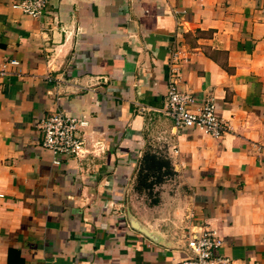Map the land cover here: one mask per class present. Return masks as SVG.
<instances>
[{"label":"crops","instance_id":"0c3cea01","mask_svg":"<svg viewBox=\"0 0 264 264\" xmlns=\"http://www.w3.org/2000/svg\"><path fill=\"white\" fill-rule=\"evenodd\" d=\"M13 1L0 0V264H176L195 223L233 264H264V0H55L40 18ZM177 44L178 86L194 108L215 98L219 139L163 112ZM52 111L79 120L82 157L42 145ZM149 152L174 172L152 201L136 189Z\"/></svg>","mask_w":264,"mask_h":264},{"label":"built area","instance_id":"2783aa9c","mask_svg":"<svg viewBox=\"0 0 264 264\" xmlns=\"http://www.w3.org/2000/svg\"><path fill=\"white\" fill-rule=\"evenodd\" d=\"M55 0H14L13 6L25 14L42 17L48 6ZM180 47L177 44L171 51L168 61L169 86L165 98L164 114L174 122V128L185 130L196 127L214 138H221L228 130L227 122L219 116L215 98H206L200 107L194 108L197 97L182 91L178 86L181 71ZM7 64H19L14 59L4 64L1 74H5ZM79 120L64 114L62 111H52L40 123L43 132L42 145L54 154H64L82 157L86 149V140L78 133ZM58 160V159H57ZM188 255L176 264H233L232 258L222 252V239L216 230L203 224L195 223L186 232Z\"/></svg>","mask_w":264,"mask_h":264},{"label":"rangeland","instance_id":"374dc122","mask_svg":"<svg viewBox=\"0 0 264 264\" xmlns=\"http://www.w3.org/2000/svg\"><path fill=\"white\" fill-rule=\"evenodd\" d=\"M154 172L151 173V175L148 177L147 179V185H143V183L141 182V177L140 180L138 181L137 185H136V189L139 192H142L145 197L148 198V200L151 201L154 200L155 198H153V196L155 195V190H156V186H160L161 182H159V180H165L166 178H172L174 177V172L171 170L170 167H165L162 169L161 173H156V175ZM164 174V175H162ZM162 175V176H161ZM156 187V188H155ZM154 188V189H153ZM150 195V197H149ZM135 202L137 204H139L140 202L143 203V199L141 197H137L135 196V200H131V203Z\"/></svg>","mask_w":264,"mask_h":264},{"label":"trees","instance_id":"16d2710c","mask_svg":"<svg viewBox=\"0 0 264 264\" xmlns=\"http://www.w3.org/2000/svg\"><path fill=\"white\" fill-rule=\"evenodd\" d=\"M144 159L145 160L143 162V165L139 171V180L141 177V182L143 183V185H147L146 181L152 172L155 173L153 175H156V173L158 172L161 173L163 168L170 167L168 160L157 156L154 152L147 153ZM159 182H161V180H159Z\"/></svg>","mask_w":264,"mask_h":264}]
</instances>
